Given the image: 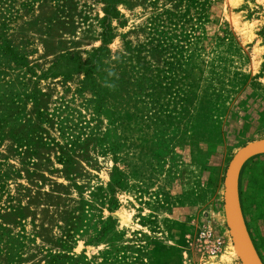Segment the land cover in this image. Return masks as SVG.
<instances>
[{"label":"rangeland","instance_id":"rangeland-1","mask_svg":"<svg viewBox=\"0 0 264 264\" xmlns=\"http://www.w3.org/2000/svg\"><path fill=\"white\" fill-rule=\"evenodd\" d=\"M262 137L264 0H0V264H240ZM238 195L264 264V155Z\"/></svg>","mask_w":264,"mask_h":264},{"label":"water","instance_id":"water-1","mask_svg":"<svg viewBox=\"0 0 264 264\" xmlns=\"http://www.w3.org/2000/svg\"><path fill=\"white\" fill-rule=\"evenodd\" d=\"M261 155H264V137L250 141L238 148L230 159L223 178L222 202L227 220L226 227L231 233L232 243L235 246L240 264H263L247 231L238 195V179L242 166L249 159ZM231 198H234L235 213L239 220L237 226H234L230 221L229 205ZM233 230L238 233L235 231L236 234L232 233Z\"/></svg>","mask_w":264,"mask_h":264},{"label":"built area","instance_id":"built-area-1","mask_svg":"<svg viewBox=\"0 0 264 264\" xmlns=\"http://www.w3.org/2000/svg\"><path fill=\"white\" fill-rule=\"evenodd\" d=\"M200 236L209 239L212 252H216L224 247L225 240L223 237L219 236V234L215 235L208 233L207 231H202Z\"/></svg>","mask_w":264,"mask_h":264},{"label":"bare ground","instance_id":"bare-ground-1","mask_svg":"<svg viewBox=\"0 0 264 264\" xmlns=\"http://www.w3.org/2000/svg\"><path fill=\"white\" fill-rule=\"evenodd\" d=\"M236 194H237V189H236ZM229 216H230V221L233 223V225L234 226H237L238 225V223H239V220H238V218H237V215H236V213H235V207H234V198H231V200H230V205H229ZM232 209H233V211H232ZM223 210H224V215H225V209H224V207H223ZM225 219H226V216H225ZM226 223H227V220H226ZM229 231V230H228ZM235 230H233V232L232 233H235V232H237V231H235ZM238 233V232H237ZM236 234V233H235ZM229 235H230V239H231V233H230V231H229ZM239 235V234H238ZM251 239V238H250ZM231 243H232V239H231ZM232 245H233V243H232ZM233 247H234V249H235V246L233 245ZM234 249L232 248V251H234ZM245 249H246V246H245ZM235 252H236V249H235ZM236 254H237V252H236ZM237 257H238V255H237ZM239 260V259H238Z\"/></svg>","mask_w":264,"mask_h":264},{"label":"trees","instance_id":"trees-1","mask_svg":"<svg viewBox=\"0 0 264 264\" xmlns=\"http://www.w3.org/2000/svg\"><path fill=\"white\" fill-rule=\"evenodd\" d=\"M105 38V40H107V37H104ZM262 156V155H261ZM256 157H258V156H256ZM256 157H253V158H251V159H249L243 166H242V169L248 164V162H250V161H252L254 158H256Z\"/></svg>","mask_w":264,"mask_h":264}]
</instances>
